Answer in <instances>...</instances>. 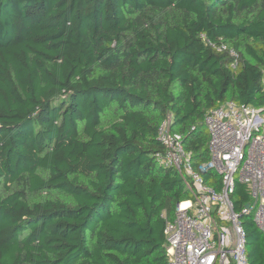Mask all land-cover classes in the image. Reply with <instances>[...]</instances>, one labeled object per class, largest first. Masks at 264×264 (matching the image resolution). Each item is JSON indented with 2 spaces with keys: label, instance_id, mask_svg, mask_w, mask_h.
Returning <instances> with one entry per match:
<instances>
[{
  "label": "trees",
  "instance_id": "obj_1",
  "mask_svg": "<svg viewBox=\"0 0 264 264\" xmlns=\"http://www.w3.org/2000/svg\"><path fill=\"white\" fill-rule=\"evenodd\" d=\"M226 100L264 114V0H0V264H165L190 193L156 159L159 127L206 161L204 115Z\"/></svg>",
  "mask_w": 264,
  "mask_h": 264
},
{
  "label": "built area",
  "instance_id": "obj_2",
  "mask_svg": "<svg viewBox=\"0 0 264 264\" xmlns=\"http://www.w3.org/2000/svg\"><path fill=\"white\" fill-rule=\"evenodd\" d=\"M200 36L213 49L227 51L230 67L237 66L233 48ZM204 125L209 159L197 163L168 120L159 127L164 152L156 159L173 167L190 193L165 218V264H249L242 218H250L264 234V114L252 105L226 100L207 110ZM206 170L216 174L217 186L205 182ZM237 184L245 186L249 201L235 209Z\"/></svg>",
  "mask_w": 264,
  "mask_h": 264
},
{
  "label": "rangeland",
  "instance_id": "obj_3",
  "mask_svg": "<svg viewBox=\"0 0 264 264\" xmlns=\"http://www.w3.org/2000/svg\"><path fill=\"white\" fill-rule=\"evenodd\" d=\"M205 131H206V133H207V129H206V128H205ZM222 223H226V221H221V222L219 221V222H218L219 225L222 224Z\"/></svg>",
  "mask_w": 264,
  "mask_h": 264
}]
</instances>
